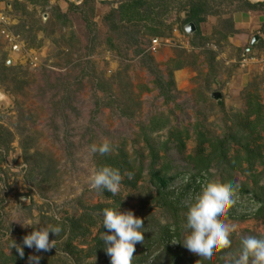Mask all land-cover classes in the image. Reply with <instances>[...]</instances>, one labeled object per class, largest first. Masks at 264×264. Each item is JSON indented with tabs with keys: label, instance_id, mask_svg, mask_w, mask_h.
Returning a JSON list of instances; mask_svg holds the SVG:
<instances>
[{
	"label": "rangeland",
	"instance_id": "374dc122",
	"mask_svg": "<svg viewBox=\"0 0 264 264\" xmlns=\"http://www.w3.org/2000/svg\"><path fill=\"white\" fill-rule=\"evenodd\" d=\"M204 1L209 14L199 29L211 41L193 49L190 41L195 32L187 34L183 23L187 0L158 1L162 37L151 36L135 25L111 30L105 17L122 0H88L86 5L83 0H0V14L8 20L5 28L24 48L12 52L0 34V69L5 64L16 72L0 81V128L14 134L8 153L0 150V264H27L29 255L40 256L39 264H109V257L84 256L95 238L101 237L100 224L74 238L73 246L81 251L77 256L64 252L54 235L49 240L55 247L48 252L25 247L21 259L15 248L10 249L11 241L22 245L33 226L38 229L54 225L53 220H78L85 213L95 216L92 209L108 201L103 190L89 187L88 177L96 170L98 154L89 152L90 145L106 141L112 153L124 148L130 160L142 164L138 189L120 184L117 210H130L142 220L151 217L153 224H164L168 215L148 196L151 154L141 128L148 131L155 116L167 124L147 140L157 147L168 142L166 152H160L158 168L168 163L171 173L182 172L189 168L197 133L210 138L228 134L233 121L245 115L249 96L264 107V5L247 10L244 0ZM58 12L66 19H59ZM223 20L234 26L226 41L215 34L226 31L229 23ZM152 39L161 41L156 52L149 51ZM205 49L216 53L213 61ZM177 55L189 64L174 71L175 87L168 91L173 98L167 100L154 84L149 59L168 81L167 63ZM214 94L220 97L216 99ZM175 130L184 139L183 151L171 137ZM261 136L257 145L264 154V131ZM22 146L28 148L27 156ZM233 154L231 151L230 156ZM37 164L42 170L32 169ZM255 170L259 174L263 167L257 165ZM252 174L243 164L234 181L251 185ZM260 184L264 185V175ZM249 206L241 199L231 207L234 215L224 221L232 228L230 245L212 264H225L226 254L238 251L241 237L264 236V218L254 217ZM20 220L33 226L22 227L16 222ZM81 222L87 224L84 219ZM141 243L135 245L133 259L139 257ZM184 252L196 264L197 257L185 248ZM12 256L14 263L6 259ZM153 259L151 256L144 264H152ZM156 264H168L167 257L160 256Z\"/></svg>",
	"mask_w": 264,
	"mask_h": 264
},
{
	"label": "trees",
	"instance_id": "16d2710c",
	"mask_svg": "<svg viewBox=\"0 0 264 264\" xmlns=\"http://www.w3.org/2000/svg\"><path fill=\"white\" fill-rule=\"evenodd\" d=\"M158 1L165 3L164 0H122L120 6L112 10L105 17L106 21L109 22V27L113 31L119 30L123 25L124 27L135 25L142 26L151 36L162 37L164 36V31H162L164 23L158 12V7L160 6ZM87 2L88 0H83L82 4L86 5ZM244 2L247 10H258L264 5L262 2L256 4H252L247 0H244ZM70 5L74 6V3L70 2ZM182 10L185 14L183 23H193L196 26V31L190 41L191 48H201L208 45L211 41L210 36L202 35L199 29L200 24L206 21L207 15L209 14L208 3L204 0H187ZM57 17L62 20L66 19L65 14H61L60 12H58ZM223 21V23H229L225 28L226 31H215V34H220L222 39L226 41L228 36L234 32V26L231 21ZM195 39H198V42H195ZM204 53L211 61L216 58V53L210 49H205ZM149 61L151 62L149 69L155 74V86L167 100L172 99L173 96L169 95L168 91L169 88L175 87L173 73L189 63L180 55L170 59L167 63L169 72L168 81H166L159 71L158 66L154 65L153 59L150 58ZM15 74L16 72L13 67L4 64L0 69V81L4 82L6 77ZM247 106L245 115L240 120L233 121V125L229 129L230 132L223 135V137L210 138L201 132L197 133L198 142L194 154L190 156L189 168L182 172L171 173V165L168 163H163L158 168V161L161 157L160 152L166 150L168 142L157 147L154 144H149L147 140L149 139V135L166 129L167 124L161 122L160 118L155 116L150 120L149 126L147 127L148 131L145 127L141 128V133L145 136L146 145L150 149L151 154L148 175L152 189L148 196L152 204L161 208L168 215L169 220L164 224L156 223V221L153 224L152 222L154 220L151 217L143 220V228L141 229L144 235L141 243L142 250L139 257L133 259L132 264H144L150 260L151 256L154 258L152 264H156L160 256L163 255L167 257L168 264H193L191 259L186 256L183 246L178 243L182 240V229L180 225L185 211L183 201L190 195L194 196L199 192L201 185L210 179L232 186L235 190L236 203L244 199L246 203L248 202L250 204L249 207L251 209L253 208L254 212L251 213H253L254 217L264 218V185L260 184V179L264 175V154L259 151L260 145H257V141L262 139L261 133L264 131V107L254 97L250 96L247 101ZM184 135L187 136V133H184ZM172 136L174 137L173 140L177 145V149L183 151L185 149V142L182 134L177 133L175 130L171 132ZM13 138L14 134L11 131L3 127L0 128V150H3L5 154L8 153ZM234 147L237 149L234 150ZM22 148L24 155L27 156L28 148L23 146ZM231 151H234V154L230 156ZM243 164L247 165L248 171H254V174L251 176V185L247 182L237 184L234 181L235 172ZM257 165L263 167L262 172H259V174H255L257 173L255 172ZM104 166L119 170L122 177L121 184L123 186L131 190L138 189V183L142 180L144 168L142 164H137L135 161L130 160L124 148L117 150L116 153L110 151L103 156L97 154L96 169ZM40 167L37 164L32 169H41ZM213 169H215V173H211ZM129 173H131V179H129ZM103 196L108 201L99 203L92 209L96 212L95 216L85 213L78 220H70L68 222H56L53 220L54 225L61 227V232L55 238L61 246H64L62 248L64 252L73 256H77L78 253L80 254L81 251L76 249L72 242L78 235L88 234L90 227L100 224V233L105 231L102 225V210L105 208L117 210V205L121 201L116 194L112 195L107 191H103ZM233 215L234 210L230 208L225 220L230 219ZM82 219L87 221L85 226H82ZM51 235L53 234L49 233V236ZM65 235H67L66 238H64ZM94 242L95 244L86 251L84 256L86 258L108 257L104 251L101 238L96 237ZM174 245H176L175 248ZM221 252L222 250L216 254L215 259ZM14 258L12 256L6 259L14 263L16 262Z\"/></svg>",
	"mask_w": 264,
	"mask_h": 264
},
{
	"label": "clouds",
	"instance_id": "9594fccd",
	"mask_svg": "<svg viewBox=\"0 0 264 264\" xmlns=\"http://www.w3.org/2000/svg\"><path fill=\"white\" fill-rule=\"evenodd\" d=\"M111 146L108 142L89 146V152L101 156L108 154ZM131 179V173L128 174ZM118 169L104 166L90 173L89 187L107 191L115 195L121 184ZM234 188L217 180H208L202 184L199 192L183 201L185 209L181 222L182 240L180 243L189 253L197 257L196 264H212L216 254L229 247L232 228L226 224L228 210L236 203ZM22 227L33 226L27 220L16 221ZM101 240L109 264H132L135 245L142 242L143 220L134 216L132 211L121 212L110 208L102 210ZM61 232L59 225H46L22 238V245L14 241L10 249L15 248L18 256L24 258V248L36 253L48 252L55 247L49 240V233L55 237ZM225 264H264V236L248 235L241 237L240 247L235 253H228ZM40 256L29 255L27 264H39Z\"/></svg>",
	"mask_w": 264,
	"mask_h": 264
},
{
	"label": "built area",
	"instance_id": "2783aa9c",
	"mask_svg": "<svg viewBox=\"0 0 264 264\" xmlns=\"http://www.w3.org/2000/svg\"><path fill=\"white\" fill-rule=\"evenodd\" d=\"M8 23L7 18L0 14V34L8 41L12 52L20 53L24 50L22 44L18 42V37L14 36L9 30H6ZM161 47V41L159 39H152L149 51L156 52ZM32 66H35V61L32 59Z\"/></svg>",
	"mask_w": 264,
	"mask_h": 264
},
{
	"label": "water",
	"instance_id": "95a60500",
	"mask_svg": "<svg viewBox=\"0 0 264 264\" xmlns=\"http://www.w3.org/2000/svg\"><path fill=\"white\" fill-rule=\"evenodd\" d=\"M196 31V27L193 23H188L185 27V32L187 34H193L194 32ZM256 42V39L253 40L252 43H255ZM214 98L218 99L220 96H217L216 94H214L213 96Z\"/></svg>",
	"mask_w": 264,
	"mask_h": 264
}]
</instances>
